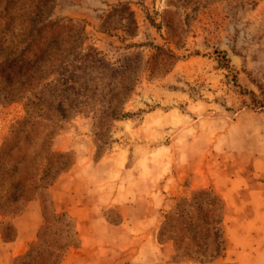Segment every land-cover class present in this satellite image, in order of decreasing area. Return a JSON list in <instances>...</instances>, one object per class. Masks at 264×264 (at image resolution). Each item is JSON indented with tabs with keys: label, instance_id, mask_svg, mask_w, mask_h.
<instances>
[{
	"label": "rangeland",
	"instance_id": "obj_1",
	"mask_svg": "<svg viewBox=\"0 0 264 264\" xmlns=\"http://www.w3.org/2000/svg\"><path fill=\"white\" fill-rule=\"evenodd\" d=\"M42 1L0 0V63L5 37H17L23 18ZM46 8L49 22L72 21L85 30V52L94 48L111 64L139 56L142 76L124 106L129 116L112 121L100 104L77 114L60 109L64 100L56 95L30 109L20 85L8 84L0 67V235L14 240V222L37 201L44 214L38 243L51 247L32 245L14 264H61L78 247L75 222L55 213L52 194L73 183L80 152L87 150L96 164L91 176L108 193L118 182H133L136 194L129 199L148 201L150 186L137 177L151 176V188L158 180V229L176 261L220 259L226 201L208 182L242 174L240 114H264V0H50ZM157 47L177 60L167 62ZM59 111L73 115L57 123ZM247 135L255 142L264 131ZM243 167L250 175L260 166ZM234 199L242 208V195Z\"/></svg>",
	"mask_w": 264,
	"mask_h": 264
},
{
	"label": "crops",
	"instance_id": "obj_2",
	"mask_svg": "<svg viewBox=\"0 0 264 264\" xmlns=\"http://www.w3.org/2000/svg\"><path fill=\"white\" fill-rule=\"evenodd\" d=\"M241 119L242 174H233L223 183L208 182L226 201L225 248L220 259L209 264L264 261V135H259L255 142L248 141L247 135L264 131V114L243 110L239 123ZM245 165L260 167L246 175ZM94 170L96 164L89 151H81L73 183L64 184L52 194L55 213L67 214L74 220L79 241L78 247L72 249L61 264H181L176 261L170 245L163 243L160 237L158 213L161 208L155 201L159 198L155 193L158 180L151 188V176L138 175L143 186H150L149 200H130L129 196L136 194L133 185L129 188L133 182L125 183L124 187L116 183L111 194L92 178ZM205 186L203 183L196 187ZM241 195L242 208H239L233 198ZM152 202L154 208H149L148 203ZM103 204L110 206L103 208ZM43 224L41 203L33 202L28 213L14 222V240L5 241L0 235V264H14L24 256L38 242Z\"/></svg>",
	"mask_w": 264,
	"mask_h": 264
},
{
	"label": "trees",
	"instance_id": "obj_3",
	"mask_svg": "<svg viewBox=\"0 0 264 264\" xmlns=\"http://www.w3.org/2000/svg\"><path fill=\"white\" fill-rule=\"evenodd\" d=\"M49 1L39 2L33 16L23 18L18 39L13 34L4 39V59L0 67L7 75L8 84L20 85L24 93L21 98L27 101L30 109L38 107L49 94L56 95L60 102L64 100V104L59 103L58 108L65 106L74 114L81 113L93 103L108 110L107 119L118 121L127 118L129 114L125 113L124 106L142 76L140 57L126 56L111 64L94 48L85 52V30L72 21L67 24L49 22L50 15L46 8ZM121 8L126 10V6L120 5ZM131 25L136 26V21ZM51 31L58 34L47 39ZM156 51L159 56H165L169 63L177 60L172 52L167 53L159 47ZM27 92L30 97L26 96ZM72 115L59 111L54 119L57 123H63L70 120ZM42 246L51 249L48 241L36 242L33 249Z\"/></svg>",
	"mask_w": 264,
	"mask_h": 264
}]
</instances>
